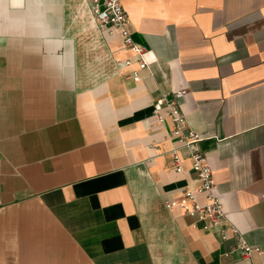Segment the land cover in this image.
Returning <instances> with one entry per match:
<instances>
[{"label":"crops","instance_id":"obj_1","mask_svg":"<svg viewBox=\"0 0 264 264\" xmlns=\"http://www.w3.org/2000/svg\"><path fill=\"white\" fill-rule=\"evenodd\" d=\"M120 1L147 68L92 0H0V264H264V0ZM177 88L250 260L166 207L204 200L152 113Z\"/></svg>","mask_w":264,"mask_h":264},{"label":"built area","instance_id":"obj_2","mask_svg":"<svg viewBox=\"0 0 264 264\" xmlns=\"http://www.w3.org/2000/svg\"><path fill=\"white\" fill-rule=\"evenodd\" d=\"M93 14L100 29H107L110 34H119L124 44L136 55L140 68H147L148 61L144 48L135 44L126 27L127 15L120 0H92ZM129 63V60H125ZM134 80L139 76L136 71L130 74ZM187 95L186 88H177L162 92L152 103V113L159 122L168 119L171 123L169 136L178 144L177 149H185L190 169L198 180L197 192L202 194L204 200L200 202L191 190H185L178 201L166 203L167 208L179 206L183 212L196 215V220L202 223L204 230H216L222 240L233 236L236 247L240 250L242 258L250 260L253 247L250 246L239 229L226 217L223 204L216 192L213 172L205 154L197 148L201 140L199 135L192 130L187 121L181 100ZM176 148L172 150V161L175 171L182 172V158ZM252 264V263H250Z\"/></svg>","mask_w":264,"mask_h":264}]
</instances>
